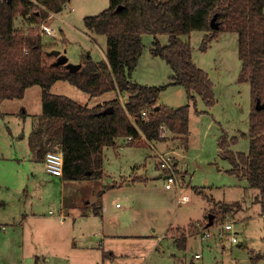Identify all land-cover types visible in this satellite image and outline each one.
Wrapping results in <instances>:
<instances>
[{
  "label": "rangeland",
  "instance_id": "374dc122",
  "mask_svg": "<svg viewBox=\"0 0 264 264\" xmlns=\"http://www.w3.org/2000/svg\"><path fill=\"white\" fill-rule=\"evenodd\" d=\"M33 1L44 7L38 0ZM65 4L67 8L63 4V10L49 21L57 32V38L41 34V24L49 17L31 27H37L50 51L66 49L70 62L80 63L82 55L86 53L97 61L106 59L107 37L104 34L97 35L96 42L87 35L85 17L107 9L110 0H68ZM22 23L23 18L18 16L16 24L19 29L23 28L28 32L31 27ZM219 34L210 48L202 51L200 45L205 36L204 31L196 30L191 33L195 62L208 71L214 84L216 103L208 107L198 96L196 107L191 105V133L187 146L180 142L176 144L180 135L171 130L166 131L167 135L161 136L157 142L159 151L156 160L154 150L145 145L150 141L141 130L140 122L130 115L138 129V137L131 142L134 145L126 140L127 137H118L115 145L104 148V174L101 178L93 176L91 180H67L49 173L44 160L35 157L33 160L29 159L27 138L31 127L30 119H26L28 124L25 125L21 117H25V110H42L40 85L29 90L24 99L2 102L0 202L5 203H0V245L3 236L8 231L13 232L12 225L16 221L20 223L25 212L32 214L30 212L34 209L39 215H51L50 211L58 214L62 202L67 205L72 200L71 197L77 199L82 194L85 201L96 199L100 205L104 200V191L107 190L105 199L111 212L126 214L127 221L135 220L144 234V237L121 242L119 249L126 252L127 246H137L135 251L130 249V262L124 261L125 264H142L145 261L150 264H190L193 261L194 264H264V192L251 187L245 178L230 173L228 169L232 164L220 153L219 141L222 134H227L228 137L239 136L237 142L231 144L232 150L249 151L250 139L241 133L249 130L252 101L249 82L239 81L242 61L238 53V33L221 31ZM182 38L187 40L189 37L183 35ZM154 40L155 36L152 34L143 36L145 49L132 73L134 82L158 86L168 83L174 74L165 59L151 53ZM156 40L162 45L168 44L169 35H158ZM62 56H65L63 52L56 57ZM51 91L69 96L82 104L89 102L90 105L97 102L103 105L114 98H119L123 104L128 100L124 94L118 95L116 91L92 97L66 80L57 81ZM159 100L169 108H177L188 103V92L184 85L173 84L161 92ZM6 111L9 116L4 117L6 114L1 113ZM48 149L57 150V145H50ZM172 150L177 162L179 190L166 188V180L161 177L162 172L158 166L160 155ZM125 176H139L143 179L135 185L127 184L122 182ZM182 185L185 188L181 190ZM197 186L205 189L208 197L199 194L195 189ZM185 194L189 195L190 201L179 203V196ZM83 204L86 202L83 201ZM211 212L216 214L215 223L211 225L213 235L203 239V229ZM222 221L234 223L237 242L232 243L230 236V241L228 236L226 240L220 239L217 222ZM170 225L189 226H174L167 230ZM165 231H168V236H172L173 240L170 246L165 243L162 250L158 251L157 244ZM184 232L189 239L188 245L185 249H178L177 245L175 247L176 240ZM142 244L144 245L139 247ZM196 253L200 254L199 258H194ZM0 264H3L2 261Z\"/></svg>",
  "mask_w": 264,
  "mask_h": 264
},
{
  "label": "trees",
  "instance_id": "16d2710c",
  "mask_svg": "<svg viewBox=\"0 0 264 264\" xmlns=\"http://www.w3.org/2000/svg\"><path fill=\"white\" fill-rule=\"evenodd\" d=\"M66 1L38 0L44 6L40 7L33 0H0V100L22 99L28 87H42L43 112L30 140L40 159L50 145H57L64 154L65 179L101 178L104 148L115 145L118 137H138L130 115L140 122L148 138L160 139V126L165 124L173 133L184 135L182 141L186 142L191 105L196 107L198 96L208 107L216 103L212 79L194 61L190 35L196 30L207 32L200 45L206 51L221 31H232L239 37V81L249 82L251 88L249 130L241 133L249 137L250 149L232 150L231 144L239 136L222 134L220 153L232 163L230 173L264 192V108H256L257 101L264 103V0H110L107 9L85 17L89 30L106 35L107 57L97 61L86 53L82 67L76 71L60 64L59 58L48 52L49 45L37 27H31L46 20L50 12L60 11ZM18 16L31 27L28 32L16 25ZM214 18L218 28L212 26ZM145 34L155 36L151 53L165 59L174 71L166 84L145 85L132 80L145 49ZM163 34L169 35L168 44L156 40ZM183 35L189 38L185 40ZM59 80L74 84L92 97L109 91L118 95L128 91V100L123 104L114 98L89 107L53 93L51 89ZM172 84L185 86L189 99L186 105L168 108L158 104L161 92ZM108 106L113 111L101 114ZM147 108L152 110L150 118L142 121L141 112ZM180 236L176 245L185 249L187 234Z\"/></svg>",
  "mask_w": 264,
  "mask_h": 264
},
{
  "label": "crops",
  "instance_id": "0c3cea01",
  "mask_svg": "<svg viewBox=\"0 0 264 264\" xmlns=\"http://www.w3.org/2000/svg\"><path fill=\"white\" fill-rule=\"evenodd\" d=\"M64 7L67 8V4L64 3ZM62 10L63 8L57 12L54 11L50 12L48 21L54 19ZM26 24L27 23L23 21L22 25H26ZM16 25L18 26V24ZM85 33L89 35L96 42H97L96 36L100 35L89 30L87 27ZM206 33L207 32H204V35ZM219 35L220 34H218L217 37H215L212 40L208 48H210L212 43L219 38ZM60 51L63 52V55L68 57V53L66 49H64V51H62L61 49ZM48 52H50V50H48ZM193 58H194V54H193ZM68 61H71L70 57H68ZM80 63H82V61ZM36 85L27 88L24 98L26 97L28 91L31 90ZM123 94L128 98L129 96L128 91L124 92ZM7 100L9 99L0 100V104L4 101L6 102ZM10 100H20V99L16 98ZM83 104H87L89 107H94L100 105L101 103L97 102V104L95 105H90L89 102H87ZM158 104H163V103H161V101L159 100ZM42 112H43V107L42 110L40 111L38 110L34 112H28L25 110L24 111L25 117H21V119L23 118L22 120L25 125L28 124L26 119L27 118L30 119L29 124L31 125V127L29 128V135L27 138V142L29 145L28 146L29 151H27V155L30 160H33L35 158L40 159L36 149L31 147L30 140L32 139L33 132L39 127V122H40L39 116ZM1 114H6L3 115L4 117L9 116V112L7 111ZM190 133L191 131H189L187 135L186 142L182 141V136L184 135H180L181 138L176 140V144L180 142L182 144L185 143L186 144L185 146H187V144L189 143ZM149 141L150 142H148L145 145H149L154 150V154H155L154 157L157 160L158 159L157 152L159 151L158 150L159 148L157 147V142L160 140L155 138H149ZM152 141H156V142L153 143ZM41 160H44V158H42ZM161 177L164 178L163 175ZM124 178L125 179H123L122 181L123 183L133 184V185H135L136 182L143 179L139 176H132L130 178L125 176ZM86 179L91 180L90 178H86ZM86 179H74V180H86ZM184 186L185 185H182L181 190L182 188H185ZM195 189L199 194L207 195L205 189L198 186L195 187ZM104 192H105V195L103 197L104 200L103 203L100 205L97 204L98 200L96 199H92V200L88 199L87 201H85L84 196L82 194L79 195V198L77 197V199L71 197L72 200L67 205L62 202V206L60 208L61 210L58 212V214H56L54 211H50L51 215H45V216L41 214L39 215L34 212L35 211L34 209L33 212L32 211L30 212L32 214L25 212L21 217V219L19 220L20 223L16 221L12 225L13 232L11 233L8 231L3 236L2 244L0 245V263L1 261L3 264H19V263H23L24 261H29L31 262V264L32 263L34 264H125L123 263L124 261L130 262L129 260L131 256L130 253L128 252L130 251V249H132V251H135L137 246L134 244H132L134 248L127 246V252H126V250L119 249L121 242L144 237V234L142 233V230H139L140 225L137 224L135 220L127 221L126 214L120 215L119 212H117L116 214L111 212L110 208L107 205L108 203L105 199L107 198V194H106L107 190H105ZM83 201L86 202V204H83ZM0 203L3 204L5 202H0ZM117 206H120L119 203H117ZM242 208H244V205H242ZM130 209L131 207H129L128 210ZM31 215L33 217H30ZM215 216L216 214L211 212L205 227H208V223L211 220L213 221L212 224L215 223L214 222ZM189 225L187 226L170 225L167 228V230L174 226L188 227ZM5 229L7 230L8 227H6ZM167 232L168 231H165V234L162 236L161 239L159 237L160 242L159 244H157L158 251L162 250V248L165 246V243H168V246L171 245L170 242H172L173 238H171L172 236L171 237L168 236ZM188 240H187V245H188ZM143 245L144 244L140 245L139 247ZM196 255L197 253L195 254L194 258H198ZM142 264H150V263L148 261H145Z\"/></svg>",
  "mask_w": 264,
  "mask_h": 264
},
{
  "label": "built area",
  "instance_id": "2783aa9c",
  "mask_svg": "<svg viewBox=\"0 0 264 264\" xmlns=\"http://www.w3.org/2000/svg\"><path fill=\"white\" fill-rule=\"evenodd\" d=\"M41 34L47 35L49 37L57 38V32L53 27L50 26L48 19L41 24ZM152 110L147 108L141 112L140 119L142 121H148L150 118ZM161 136H166V131H170L165 124L160 126ZM128 142L135 140L134 136L129 135L126 139ZM173 150L167 152L166 154H161L159 157V169H161L162 175L166 180V188L172 189L177 188L179 190V176L177 175L176 168L177 162L175 157L173 156ZM46 170L52 175L63 176L64 174V154L62 150H48L44 157ZM190 199L189 195H181L178 198L179 203H186ZM219 224V237L220 239L226 240L228 236L231 237V242H237V232L234 231V223L233 222H217ZM201 225V224H199ZM213 233L211 230V225L208 227H204L202 238L207 239L212 237ZM230 241V240H229ZM198 258L200 254L196 255Z\"/></svg>",
  "mask_w": 264,
  "mask_h": 264
},
{
  "label": "water",
  "instance_id": "95a60500",
  "mask_svg": "<svg viewBox=\"0 0 264 264\" xmlns=\"http://www.w3.org/2000/svg\"><path fill=\"white\" fill-rule=\"evenodd\" d=\"M212 26L215 27V28H218L219 27V23L216 22V18H214L212 20ZM53 54H55L56 56L60 55L61 51L58 50V49H54L51 51ZM58 62L60 64H65L71 71H76L78 69H80L82 67V63H73V62H70L68 61V57L66 56H62V57H58ZM256 108L257 109H261V108H264V103H262L261 101H257V104H256ZM113 111V107L110 106V107H107V108H104L100 113L101 114H108V113H111ZM212 220L208 223V226L212 224Z\"/></svg>",
  "mask_w": 264,
  "mask_h": 264
}]
</instances>
